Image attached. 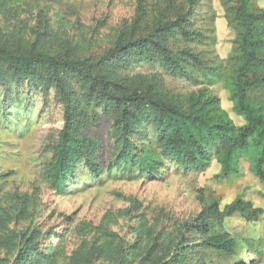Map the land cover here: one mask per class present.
<instances>
[{
	"label": "trees",
	"instance_id": "16d2710c",
	"mask_svg": "<svg viewBox=\"0 0 264 264\" xmlns=\"http://www.w3.org/2000/svg\"><path fill=\"white\" fill-rule=\"evenodd\" d=\"M231 1L226 20L234 36L228 72L222 63L189 47L206 38L193 12L200 0H184L181 9L175 0H154L151 7L149 0H136L131 26L96 56L49 52L39 46V38L29 41L0 29V99L22 89L25 108L31 90L43 100L52 90L62 108L63 126L43 170L56 193L66 192L79 169L95 177L102 171L103 142L94 131L102 118L110 124L108 174L126 169L134 176L160 179L172 167L205 172L214 162V180L230 183L240 175V160L246 159L249 171L264 185V12L254 0ZM143 65L161 73H128ZM163 76L196 89L174 93ZM218 83L227 90L241 124L233 122L211 93L209 87ZM15 197L10 213L0 216L1 228L35 211L32 198ZM197 200L199 212L170 231L148 226L138 215L128 226L127 239L102 220L68 256L61 237L57 245L41 249L43 234L37 226L7 229L6 235L0 229V264H205L201 249L233 256L245 247L248 256L260 254L258 242L239 241L224 229L225 219L233 216L247 223L264 219V209L254 207L244 191L222 206L206 201L201 191ZM3 252L13 254L12 259L1 256Z\"/></svg>",
	"mask_w": 264,
	"mask_h": 264
},
{
	"label": "rangeland",
	"instance_id": "374dc122",
	"mask_svg": "<svg viewBox=\"0 0 264 264\" xmlns=\"http://www.w3.org/2000/svg\"><path fill=\"white\" fill-rule=\"evenodd\" d=\"M200 1L193 12L206 38L189 47L201 57L222 63L228 72L230 40L234 34L226 17L233 3L231 0ZM153 2L149 0L148 6ZM175 4L181 9L184 0H175ZM254 4L264 12V0H254ZM135 9L136 0H0V29L6 35L22 36L29 41L39 38V46L49 52L96 56L111 47L119 31L131 26ZM155 72L161 73L158 68L145 65L128 70L131 75ZM163 79L166 88L174 93L185 95L196 89L182 79L167 76ZM209 89L233 122L241 124L232 113L223 83ZM22 91L0 99V216L10 213L17 200L15 195L26 194L32 198L35 211L16 223L4 222L1 235H6L8 230L37 226L43 234L39 240L41 249L57 245V237H61L59 243L68 256L83 241L89 240L90 229L102 220L109 230L127 239L131 238L128 226H133L138 215L145 217L148 226L170 231L199 212V191L206 201L216 200L220 206L244 191L245 198L254 207L264 209V185L249 171L246 159L240 160V175L230 183L214 180V162L205 172L172 167L160 179L134 176L126 169L122 173L112 169L108 174L110 124L104 118L94 130L103 142L102 171L95 177L79 169L75 179L67 184L66 192L58 194L47 183L43 170L63 126L62 108L52 90L45 100L31 90V99L23 108ZM6 173L10 174L4 176ZM224 229L239 241L258 242L260 254L248 256L245 247L233 256L201 249L200 258L205 264H264V219L247 223L233 216L225 219ZM1 256L11 260L13 254L3 252Z\"/></svg>",
	"mask_w": 264,
	"mask_h": 264
}]
</instances>
